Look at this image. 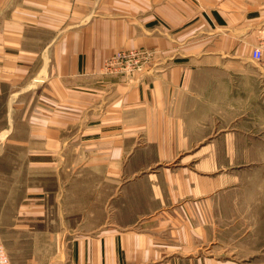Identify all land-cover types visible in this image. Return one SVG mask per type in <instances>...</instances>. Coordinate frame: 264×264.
<instances>
[{"label":"crops","instance_id":"crops-1","mask_svg":"<svg viewBox=\"0 0 264 264\" xmlns=\"http://www.w3.org/2000/svg\"><path fill=\"white\" fill-rule=\"evenodd\" d=\"M263 28L264 0H0L11 264L261 259L239 245L264 227V189L240 184L264 146ZM132 50L141 72L106 73Z\"/></svg>","mask_w":264,"mask_h":264},{"label":"rangeland","instance_id":"rangeland-1","mask_svg":"<svg viewBox=\"0 0 264 264\" xmlns=\"http://www.w3.org/2000/svg\"><path fill=\"white\" fill-rule=\"evenodd\" d=\"M261 1L262 0H259V2ZM261 35L263 38L264 32ZM109 74H117V73H109ZM117 75H121V74H117ZM121 76H125V75H121ZM261 101H262V108L264 110V81L262 83V100ZM255 103H256V106H258L256 99H255ZM1 108H2V104L0 103V122L3 119V116L1 114L2 112ZM262 120H263V126H264V115L262 116ZM260 132L261 131H257L255 134L258 135ZM260 134L263 137V144H264V132H261ZM242 151H246L245 155H248L249 153V155L252 154L254 157V162L245 164L244 165L245 168L240 170V172L246 173L245 179L241 180L240 184L243 181L242 182L243 185L247 189H249L247 190V198L249 197L251 199L252 196L255 194V192H253L251 189H254V188L264 189V146L262 148L256 147L253 152L250 149H242ZM239 167H241V165H239ZM263 211H264V207H263ZM237 236L241 237V233H237ZM249 236H253V237H250L249 239L246 238V241L244 240L240 241L242 242V244L239 245L242 254L245 255V258H246V257H249L248 254L252 252L255 253V256L257 252H261V255H263L262 256L263 258L261 257V259H259L254 264H264V227L254 228L253 233H249Z\"/></svg>","mask_w":264,"mask_h":264},{"label":"built area","instance_id":"built-area-1","mask_svg":"<svg viewBox=\"0 0 264 264\" xmlns=\"http://www.w3.org/2000/svg\"><path fill=\"white\" fill-rule=\"evenodd\" d=\"M148 51H120L105 63L106 73H117L121 75H134L143 70L144 63L149 59ZM252 59L260 62L264 59V37L259 45L252 51ZM0 264H11L9 256L0 242Z\"/></svg>","mask_w":264,"mask_h":264}]
</instances>
